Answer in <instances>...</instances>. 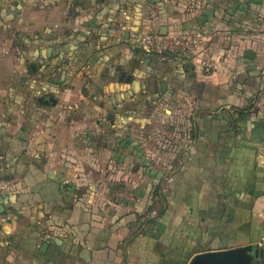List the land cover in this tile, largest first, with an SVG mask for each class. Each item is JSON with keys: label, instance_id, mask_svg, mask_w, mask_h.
<instances>
[{"label": "crops", "instance_id": "1", "mask_svg": "<svg viewBox=\"0 0 264 264\" xmlns=\"http://www.w3.org/2000/svg\"><path fill=\"white\" fill-rule=\"evenodd\" d=\"M223 9L258 24L210 44L215 73L140 47L144 23L204 32ZM181 98L195 104L182 141L149 173L138 132ZM0 161V264H189L237 247L264 264V0H0Z\"/></svg>", "mask_w": 264, "mask_h": 264}, {"label": "rangeland", "instance_id": "2", "mask_svg": "<svg viewBox=\"0 0 264 264\" xmlns=\"http://www.w3.org/2000/svg\"><path fill=\"white\" fill-rule=\"evenodd\" d=\"M148 14L150 17L153 15V13L151 11V7H150V10H148ZM194 17L196 20H198L197 15ZM207 17H208V19H207L206 23L204 24V28H205L204 33L206 32L205 35L208 37L207 41H205L206 45L209 48L210 44L219 43V47H220L219 53L220 54H221V52L226 50L228 42L231 41L233 38H234L233 41L235 43L238 42L239 44H241L242 41L244 40V37L248 36L247 34H251V33L254 34V32L255 33L257 32V31H254V29H257V27L255 25L258 24L257 23L258 19H255V21L253 19H249L250 20V28L248 29V27L244 23L245 19H243L242 16H236V15L231 16L224 9H223V11H218V15H215L212 12ZM147 18L145 19V21L147 20ZM168 18H169V16H168ZM173 20L175 21L174 22L175 24H178L174 27V29H175V31L179 32L178 30H181V28L179 29V27H178L179 26V23H177L178 18L175 17ZM173 20H171V23L173 22ZM165 21H166L165 19H160L158 25L164 24ZM144 24L145 25L143 26L142 33L143 32L157 31V30H151L149 24H146V23H144ZM248 32H251V33H248ZM228 36H230V37H228ZM143 99L145 102L146 101L150 102V100L148 98H143ZM194 105L195 104L192 102L191 103L185 102L182 105V98H181V99H179V101H176L175 106H172L174 114H172L171 116L168 114L166 115V113H164V111L162 109L163 106L160 105V107H159L160 111H158L157 115H156L159 123H157L155 126H151L152 124L150 123V125L147 126V128L149 127L148 129L138 132V134H139V136H138L139 153L142 154V157L144 159L149 158V160H150L149 165L150 166H145V167H151V170L149 171V173H159V172L161 173L162 171H166L163 169L164 166H163V162H161V160H162V158L165 157L164 155L167 151L166 152L161 151V150H164V146L161 143V140L163 138L169 137V135H171V134L174 135V133H179L182 136V108L185 109L184 114H186L188 112V109ZM167 108L170 109L169 106ZM170 119H174V121L171 122ZM166 127H169L170 129H167ZM171 128H172V130H171ZM171 131H173L174 133H172ZM159 142H160V144H162V146L159 145ZM146 149H149V151H148L149 157H148V152L146 151ZM152 153L154 154L155 160L151 159ZM173 156H175V155H172L171 157H168V158H172ZM140 162H141V160H140ZM111 164L114 165L116 163H115V161H113V162H111ZM157 179L158 178H155V180H157ZM156 182L161 184V183H163V180L158 179L157 181H155V183Z\"/></svg>", "mask_w": 264, "mask_h": 264}, {"label": "built area", "instance_id": "3", "mask_svg": "<svg viewBox=\"0 0 264 264\" xmlns=\"http://www.w3.org/2000/svg\"><path fill=\"white\" fill-rule=\"evenodd\" d=\"M141 44L151 50L159 61H165L168 53H177L192 57L197 55L200 66L205 74H212L218 71L219 61L215 58L212 50L206 44V35L202 30L192 32L151 31L141 33ZM2 163L0 161V172ZM10 187V181L0 177V197L4 195ZM261 245L264 246V238Z\"/></svg>", "mask_w": 264, "mask_h": 264}, {"label": "water", "instance_id": "4", "mask_svg": "<svg viewBox=\"0 0 264 264\" xmlns=\"http://www.w3.org/2000/svg\"><path fill=\"white\" fill-rule=\"evenodd\" d=\"M166 33V32H162ZM246 55L254 58L252 51H247ZM4 210L0 204V212ZM47 243L42 245V251H45ZM252 247H237L221 251H204L196 254L189 264H254V259L259 256V252H255V256L251 254Z\"/></svg>", "mask_w": 264, "mask_h": 264}, {"label": "trees", "instance_id": "5", "mask_svg": "<svg viewBox=\"0 0 264 264\" xmlns=\"http://www.w3.org/2000/svg\"><path fill=\"white\" fill-rule=\"evenodd\" d=\"M140 47H144L146 48L145 46H143L141 43H140ZM148 50V52L150 51L152 54L155 55V53H153L151 50H149L148 48H146ZM149 52V53H150ZM156 56V55H155ZM171 56H176V57H179V58H184V59H188L191 58L188 57V56H184V55H179L177 53H168L167 54V58H170ZM157 57V56H156ZM165 60V61H166ZM164 62V61H163ZM238 112H243L242 109H236ZM167 128V127H166ZM177 136V137H176ZM162 144H164V147L167 148V147H172V148H175L176 145H179L180 141H182V136L179 134V133H176V135H174V137H167V138H163L162 140ZM3 178V177H1ZM162 186L160 183H156L153 185V188H152V192H151V199H152V203H151V206L149 208V211L148 212H151L154 210L155 208V204L157 203L158 200H161L162 203H164V207L158 212L160 215L163 214L164 210L166 209L167 207V199L165 197V194L163 193L162 191ZM143 215H139V218H142ZM152 220L151 218H147L146 219V222ZM143 228V226H140L139 227V231ZM136 236V235H135Z\"/></svg>", "mask_w": 264, "mask_h": 264}]
</instances>
